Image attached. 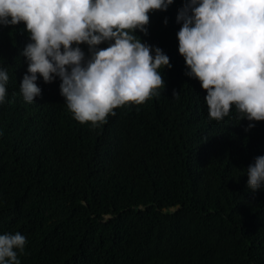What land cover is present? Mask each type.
<instances>
[{"label": "trees", "instance_id": "trees-1", "mask_svg": "<svg viewBox=\"0 0 264 264\" xmlns=\"http://www.w3.org/2000/svg\"><path fill=\"white\" fill-rule=\"evenodd\" d=\"M184 3L153 10L148 34L136 33L170 57L164 90L97 127L74 119L60 84L41 76L42 95L27 103L8 81L0 234L26 237L21 264H264V185L253 192L246 174L264 156V121L239 122L234 106L223 121L209 119L207 92L178 50ZM19 26L0 27L8 75L30 42Z\"/></svg>", "mask_w": 264, "mask_h": 264}, {"label": "clouds", "instance_id": "clouds-1", "mask_svg": "<svg viewBox=\"0 0 264 264\" xmlns=\"http://www.w3.org/2000/svg\"><path fill=\"white\" fill-rule=\"evenodd\" d=\"M173 2L0 0V27L19 28L23 22L30 37L17 74L0 69V104L6 102L8 81L20 85L25 102H35L42 95L37 84L42 76L45 83L60 84L59 98L74 119L97 127L116 115L117 107L159 96L166 86L160 70L172 67L170 57L136 33L147 35L149 13L166 11ZM177 22L186 75L206 90L209 119L223 121L234 106L239 122L264 121V0H185ZM82 44L88 45L87 54ZM173 97L179 99V91L174 89ZM254 127L249 123L245 131ZM246 174L248 188L260 189L264 156L255 157ZM26 244L20 232L0 234V264H21Z\"/></svg>", "mask_w": 264, "mask_h": 264}]
</instances>
